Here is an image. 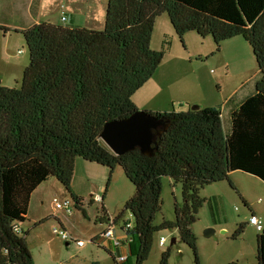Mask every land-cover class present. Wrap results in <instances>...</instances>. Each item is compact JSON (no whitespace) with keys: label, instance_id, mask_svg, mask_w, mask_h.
<instances>
[{"label":"trees","instance_id":"1","mask_svg":"<svg viewBox=\"0 0 264 264\" xmlns=\"http://www.w3.org/2000/svg\"><path fill=\"white\" fill-rule=\"evenodd\" d=\"M163 13L182 40L190 31L212 35L220 50L222 41L242 35L253 47L260 77L243 101L229 98L228 132L220 107L149 111L171 120L155 155L139 148L117 155L100 133L107 121L139 109L133 96L165 55L164 48L151 46ZM16 31L25 37L30 62L21 87L0 80V264H35L28 232L16 227L28 218L32 193L41 183L55 177L80 207L82 199L71 187L78 157L108 166L111 174L121 166L135 185L119 214L130 211L135 218L130 231L137 242L135 264L149 258L155 233L165 228H177L195 264H201L192 229L206 201L200 188L229 179L234 170L264 180V0H108L103 29L41 22ZM164 176L182 183L184 202L176 204L174 221L155 224ZM242 230L241 225L235 236ZM257 240L258 263L264 264V228ZM173 245L158 264H170Z\"/></svg>","mask_w":264,"mask_h":264},{"label":"rangeland","instance_id":"2","mask_svg":"<svg viewBox=\"0 0 264 264\" xmlns=\"http://www.w3.org/2000/svg\"><path fill=\"white\" fill-rule=\"evenodd\" d=\"M107 4L108 0H45V20L65 26L103 29ZM0 31V80L3 85L21 87L30 62L25 37L16 29L6 33ZM151 46L158 50L164 48L165 55L153 77L133 96L139 108L181 111L195 105L220 107L224 130L228 132L231 126L229 98L234 96L236 103L243 101L255 91L260 77L249 41L237 35L222 41L218 50L212 35L201 36L190 31L182 40L168 13H163L156 18ZM78 163L74 192L82 198V206H77L72 193L60 181L50 177L34 194L28 218L19 223L23 232H28L27 241L35 264H135L133 254L128 252L126 260L117 262L116 257L122 255L120 252L112 255L102 239L93 241L94 234L104 228L101 222L104 213L119 218L127 200L136 191L135 185L121 166L111 174L108 166L82 157H78ZM162 182V204L155 216V224L174 221L176 204L184 202L182 183H175L168 176H164ZM96 195L105 196L103 204L94 200ZM200 196L206 201L192 225L200 263L259 264L257 238L261 231L250 220L253 214L257 215L264 228V180L243 170H234L229 179L201 187ZM55 197L70 199L73 213L68 215L58 209L53 201ZM127 222L135 223L130 211L118 219L119 235L121 225ZM62 223L86 244L81 246L75 240L67 241L55 232V227L66 228ZM241 225L242 232L235 236ZM207 228L215 231L206 234ZM162 236L167 238L165 245L160 244ZM173 237L177 242L171 248L170 264H195L194 252L180 239L177 228H165L155 233L152 251L143 264H158ZM130 242L135 246L136 242Z\"/></svg>","mask_w":264,"mask_h":264},{"label":"water","instance_id":"3","mask_svg":"<svg viewBox=\"0 0 264 264\" xmlns=\"http://www.w3.org/2000/svg\"><path fill=\"white\" fill-rule=\"evenodd\" d=\"M193 109L201 108L198 105ZM171 125L170 119L158 118L153 113L138 109L127 117L107 121L100 133V138L106 146L115 154L121 155L139 148L142 154L155 155L160 137ZM215 230L207 228L206 234ZM176 237L171 244H175Z\"/></svg>","mask_w":264,"mask_h":264},{"label":"crops","instance_id":"4","mask_svg":"<svg viewBox=\"0 0 264 264\" xmlns=\"http://www.w3.org/2000/svg\"><path fill=\"white\" fill-rule=\"evenodd\" d=\"M46 14H47V7L45 5V0H0V26L7 27L9 29L23 30L24 28L31 26L33 24H36V23L49 22L48 20H45ZM0 33L2 32L0 31ZM136 105L138 108L140 107L138 104ZM209 106H212V105H209ZM151 111H160V110L151 109ZM78 165L79 163L77 159L76 166H75V174H74L73 181L71 184L72 191L76 196L78 195L74 192V190H76V184H77L76 179H77ZM47 181H49V179ZM47 181H44L43 183H41L32 193L28 215L31 209L34 194ZM104 201H105V196H104ZM81 206L82 204L80 205V207ZM35 220H38V219H35ZM101 222L104 223V228H105V219L103 217L101 218ZM62 224L64 225V227H66V229L68 228L66 223H62ZM104 228L94 234L95 238H98L100 236V233L104 230ZM21 229L23 228L21 227ZM99 239H102V237H99L97 241ZM130 240H133L132 236H130ZM130 240H127L125 238L121 245L114 246L113 241L111 239H105V240L102 239L106 248L110 250L111 254L120 252L121 254L124 253L126 255H128V252L133 254L132 243L130 242ZM135 245H137V242Z\"/></svg>","mask_w":264,"mask_h":264},{"label":"built area","instance_id":"5","mask_svg":"<svg viewBox=\"0 0 264 264\" xmlns=\"http://www.w3.org/2000/svg\"><path fill=\"white\" fill-rule=\"evenodd\" d=\"M63 19L65 20L66 17L63 16ZM94 200L99 201L102 204L104 203V198L101 195H96L94 197ZM53 201L55 203V206L58 209L63 210L66 214L71 215L73 213L74 210L72 207V201L70 199L60 200L58 197H55ZM104 214H105L104 219H105L106 226H105L104 230L102 231V233L99 237H102L103 240L111 239L113 241L114 246L121 245L123 243L122 241H124L125 238L127 240H130V236H132L130 234V231L133 229L134 224L131 222H127L126 224L121 225L120 228L122 229V232L119 235L117 233V228H119L118 219H120V218H116V217H114V216H112L106 212ZM250 222H251V224L255 225L259 231H261L263 229L262 223H261L260 219L257 217V215L253 214L251 216ZM16 230H17V232H20L21 228L19 226H17ZM54 231L57 232L59 235H61L67 241L75 240L81 246L86 244V241L84 239L77 238L71 232H69L66 228L58 229L55 227ZM166 242H167V238L165 236H162L160 239V244L165 245ZM127 258L128 257L126 254H122L117 258V260H118L117 262L124 261Z\"/></svg>","mask_w":264,"mask_h":264}]
</instances>
